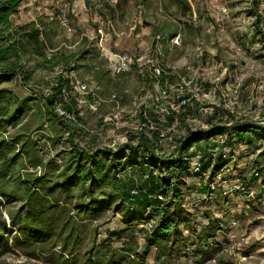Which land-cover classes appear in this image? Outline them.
<instances>
[{"label": "rangeland", "instance_id": "374dc122", "mask_svg": "<svg viewBox=\"0 0 264 264\" xmlns=\"http://www.w3.org/2000/svg\"><path fill=\"white\" fill-rule=\"evenodd\" d=\"M187 1L190 9L185 13L176 0L25 1L17 15H12L14 23L43 18L44 28L50 31L51 42L56 44L48 48L47 53L50 56L58 50L60 62L52 68H39L31 61L30 84L26 88L18 80H12L1 84L0 89L10 91L21 100L31 93L45 95L47 89L44 87L62 73L69 77L71 89L79 100L88 101L94 94L99 102L98 117L87 120L89 131L85 130L80 139L82 145L88 143L90 135H96L100 147L116 150L127 144L130 136L132 145H136L143 130L145 137L156 142L158 153L167 160L176 159L178 141L185 133V126L191 130L208 129L211 124L225 126L229 113L223 106L221 94L227 80L228 87L237 85L239 91L237 98L231 99L233 109L239 114L237 124L251 123L249 118L263 107L264 93L258 87L264 82V36L254 20L264 0ZM54 19L59 21L58 25ZM116 55L131 58L129 69L117 71ZM138 57L143 58L141 64L135 62ZM151 64L158 65L167 74L156 79L151 73ZM235 66L240 69H233L230 75L228 71L223 73L224 67ZM182 79L187 86L181 85ZM157 82L162 83L160 92ZM178 99H184L185 104L173 110L171 105ZM210 108L212 115L205 112ZM116 111L119 116L114 118L112 115ZM207 144V141H200L188 146L187 155L191 157L187 170L178 179L182 208L187 214L179 227L187 247L180 246L169 255L150 247L147 264H264V192L260 188L261 178H252L253 169L260 164L264 167V156L251 157V146L245 144L231 149L234 152L230 155L223 142L221 153L226 155L228 165L216 171L213 181L216 192L210 199L196 191L199 177L191 174L190 160L203 153ZM41 145L46 147L45 143ZM140 156H143L141 151ZM253 160L258 164L252 165ZM132 165L133 182L141 185L140 166ZM158 173L169 174L163 170ZM176 174L173 171L171 176L174 178ZM242 177L246 179L243 181ZM101 199L98 197L99 201ZM80 203L85 206L87 200L82 199ZM19 204L12 198L3 200L0 205V221L3 219L6 225V230L0 234L8 239V243L0 246V264H52L48 254L38 253L39 257L33 259L23 253L33 249L35 244L19 240L20 237L15 242L12 238L18 231L10 226L7 214L15 212ZM115 204L120 202L97 210L83 207L80 215L68 220L66 231H51L39 239L47 243L54 239L55 247L51 252L56 255L60 240L67 239L69 249L76 239L74 251L80 259L93 241L99 244L107 231L123 228ZM69 208L71 205L64 207ZM194 220L203 224L194 223ZM141 227L136 228L139 251L144 246L143 231H138ZM200 231H204L202 238L207 231H213V241L220 246L210 247L205 255H194L190 244ZM124 236L114 241L112 247L119 248ZM209 238L210 246H215ZM225 247L227 252L223 251Z\"/></svg>", "mask_w": 264, "mask_h": 264}, {"label": "trees", "instance_id": "16d2710c", "mask_svg": "<svg viewBox=\"0 0 264 264\" xmlns=\"http://www.w3.org/2000/svg\"><path fill=\"white\" fill-rule=\"evenodd\" d=\"M25 1L0 0V85L18 80L20 85L26 88L30 84L32 72L29 62L33 61L39 68H52L60 62L57 60L58 50L50 56L47 53V49L56 47V44L51 42L50 31L44 28L43 18L38 17L28 22L14 23L12 15H17L20 5ZM176 1L182 7L183 13L190 9L187 0ZM53 22L55 25L59 24L57 19ZM73 55L68 56L67 60ZM52 81L44 87L48 90L47 95L35 96L31 93L30 97L22 100L15 98L10 91L0 89V205L3 200L9 201L12 198L19 201L17 210L7 214L10 226L18 231L12 238L15 242L20 237L19 240L35 244L33 249L23 251L33 259L38 258L39 253L48 254V260L52 264H147L146 257L150 247H156L164 251L166 255L177 251L180 246L186 248L188 243L179 225L187 214L182 208L183 197L178 179L187 170L191 157L187 155L188 146L200 141L208 142L204 152H200L204 159L201 161V167L197 172L191 171V174L199 177V185L196 186L199 195L212 199L216 190L211 189L209 184L215 181L216 171L228 165L226 157H222V145L214 144L212 138L221 134H234L225 141L230 155L234 152H231V149L236 148L238 144L251 146L253 153L257 148V141L264 139V127L254 123L242 125L236 122L232 127L211 124L208 129L198 130H191L185 126V133L178 141L176 159L167 160L158 153L155 147L156 142L145 137L143 130L139 133L136 145H132L133 138L130 136L128 143L116 150L99 147L90 152L92 148L89 141L81 145L80 138L75 141L73 137L76 115L80 109H65L62 104L65 98L67 100L69 97H77L71 89L69 77H64L61 73L53 77ZM88 98L91 99V97ZM17 100L23 102L14 107L13 104ZM28 100L39 102L48 120H57L66 128L71 138L68 140L70 150L77 153L75 156L74 154L70 156L71 159L60 171L41 169L23 173L24 176L32 175L29 179L24 177L25 180H23L19 177L17 180L11 174V168L19 163L18 152L32 149L35 142L36 146H39V140L33 141L29 135L19 132L6 134V128L26 114L28 107L25 106V101ZM57 104H60L61 110L68 113L71 118L60 116L55 111ZM215 146L218 149L215 158H212L208 155V149ZM140 151L143 152V156H140ZM258 154L264 156V150ZM251 162L252 165L258 164L256 160ZM132 164L140 166L143 178L141 185L133 182L134 177L130 174ZM159 170L169 174L163 176L158 173ZM173 171L177 172L174 178L171 176ZM252 174V178L260 177L264 185L262 164L253 169ZM145 175L147 177H144ZM237 178L240 181L241 175L238 174ZM244 179L246 178L242 177L243 181ZM96 190H100V193ZM98 197H102L101 201ZM82 199L87 200L85 206L80 203ZM115 201L120 202L119 205L115 204L114 208L116 213L120 214L119 220L123 228L107 231L106 237L99 244L93 241L80 259H77V251H74L76 239H73L69 249L67 239L60 240L57 255L51 252L55 247L54 239H50L49 243L45 239H39L41 236L51 234V231H66L68 220L71 216L75 218L76 214L80 215L83 207L97 210ZM68 205H71V208L67 209L69 210L67 212L64 207ZM61 207L63 208L59 209ZM150 220L153 221L152 226L145 229L144 226ZM195 221L193 222L203 224L202 221ZM138 226H142L138 231H143L144 236V246L141 251H139V244L136 240ZM5 230V221L2 219L0 231ZM202 232L204 231L197 233V238L190 244L194 255H205L210 251V247L214 249L217 244L220 246V243L213 241V231H207L203 238ZM123 235L125 236L120 247L113 248V242L120 240ZM208 238L216 245L210 246ZM3 242L8 243V239L0 234L1 247ZM156 260H159V256Z\"/></svg>", "mask_w": 264, "mask_h": 264}, {"label": "crops", "instance_id": "0c3cea01", "mask_svg": "<svg viewBox=\"0 0 264 264\" xmlns=\"http://www.w3.org/2000/svg\"><path fill=\"white\" fill-rule=\"evenodd\" d=\"M22 21L24 22L23 19ZM93 95L88 101L79 100L77 97H69L67 100L65 98L62 101L65 109H80V112L76 115V121L74 124L73 137L75 141L77 138L82 139L83 134H85L87 130L89 131L87 120L89 118L95 119L98 117L96 109L99 107V102ZM20 102L23 101L17 100L15 104H13L14 107ZM25 102V106L28 107V111L12 126L6 128V134H12L14 132L27 134L33 141L39 140V146H36L37 143L35 142V146H33L32 149H25L18 152V155L20 156L19 163L15 164L11 168V174L17 180L19 177L23 180L29 179L32 175L24 176L23 173H31L41 169L60 171L63 166L68 163V160L71 159L70 156L72 154L75 156L77 153L76 151L70 150V144L68 142V140L71 139L70 135L68 134L66 128L59 124V121L54 119L53 121L48 120L49 118L43 114V107L39 102L33 100ZM18 142L21 143L22 141ZM42 143H45L46 147H44V145L42 146ZM80 144L82 145L81 140ZM89 144L92 148L90 152L93 150L95 151L96 148L100 147V145H98V138L96 135H90ZM14 152L17 153L16 150H14Z\"/></svg>", "mask_w": 264, "mask_h": 264}, {"label": "built area", "instance_id": "2783aa9c", "mask_svg": "<svg viewBox=\"0 0 264 264\" xmlns=\"http://www.w3.org/2000/svg\"><path fill=\"white\" fill-rule=\"evenodd\" d=\"M254 20H255V22H257V27H258L260 34L264 36V5H263V7H261V6L258 7V9L255 13V16H254ZM158 38L159 37H157V39ZM142 59H143L142 57H138L135 59V62L141 64ZM116 64L118 65L117 71L127 70V69H129L130 64H131V58H129L125 55H116ZM237 68L240 69L238 66H235L234 68L231 67L229 69L227 67H224L223 73L225 74L228 71V74L230 75L232 73V70L234 69L236 71V70H238ZM150 70H151V73L153 74V76L156 77V79L158 77H161V76L164 77V75L167 74V72H165L164 69H162L158 65H154V64H151ZM228 81L229 80H227L224 84L225 89H224V92L221 94V96H222L223 106L225 107V109L229 113V118L225 122V126L226 127H232L234 125V123L238 122V120H239L238 115L239 114H238L237 109H233V103L234 102L231 99L235 100L239 94V91L237 89L238 88L237 85H233L231 87H228V83H229ZM187 84L188 83L185 81V79H182L181 85L187 86ZM156 86L158 87L157 91L160 92L161 87H162L161 83L157 82ZM258 87L262 89V92H264V82L260 83L258 85ZM44 91H45V95H47L48 90H44ZM261 103L263 104V107L259 108L258 113L255 116L250 117L249 120L251 123H254V124H257V125L264 127V114H261V112L264 111V93L262 94ZM184 104H185L184 99H178L176 104L171 105V108L173 110H178L181 107H183ZM252 104L250 105V107L252 106ZM259 106L260 105H258V107ZM55 111L62 117L71 118V116L68 113H65L64 111L61 110L60 104L56 105ZM205 112L208 115L214 114V113H212L213 112L212 108L207 109ZM112 116L114 118L118 117L119 112H117V111L114 112ZM229 136H234V134L231 133L230 135H225V134L217 135L213 139L214 140L213 143L221 145L223 142L227 141ZM256 145H257V148L254 149V152L252 153L251 157H255L259 152L264 150V139L258 140ZM217 149H218L217 146H215L213 148H209L208 149V155L211 156L212 158H215V155L217 153ZM225 156L226 155L223 153L222 157L224 158ZM190 160H191L192 171L197 172L198 169L201 167V161L204 159L202 158V155H200V153H198L197 155L192 157ZM144 177H147V175H145ZM210 185H211V189H213V182H211ZM260 188L264 192V185L261 183V181H260ZM233 189H235V187H233ZM158 197H159V199H161L160 196H158ZM152 224H153V221L150 220V222L148 224H146L144 226V228L149 229L152 226ZM223 251L227 252L228 251L227 247H225V249L223 248Z\"/></svg>", "mask_w": 264, "mask_h": 264}]
</instances>
